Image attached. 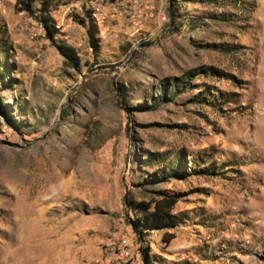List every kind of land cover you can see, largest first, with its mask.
<instances>
[{
  "label": "rangeland",
  "instance_id": "obj_1",
  "mask_svg": "<svg viewBox=\"0 0 264 264\" xmlns=\"http://www.w3.org/2000/svg\"><path fill=\"white\" fill-rule=\"evenodd\" d=\"M19 9L0 0V264H264V0ZM163 194L178 226L138 236Z\"/></svg>",
  "mask_w": 264,
  "mask_h": 264
},
{
  "label": "trees",
  "instance_id": "obj_2",
  "mask_svg": "<svg viewBox=\"0 0 264 264\" xmlns=\"http://www.w3.org/2000/svg\"><path fill=\"white\" fill-rule=\"evenodd\" d=\"M20 4V11H26L29 14L33 13L32 1L33 0H17ZM46 30L49 32V28L45 25ZM58 51L68 60L75 58L74 50L64 44L57 45ZM184 76L190 79L193 76V71L187 72ZM175 197L170 195H160V197L151 202L139 201L134 204V209L139 214V218L136 221L131 222L134 233L141 236L152 230H158L163 228H171L178 226L179 222L177 217L171 212Z\"/></svg>",
  "mask_w": 264,
  "mask_h": 264
},
{
  "label": "built area",
  "instance_id": "obj_3",
  "mask_svg": "<svg viewBox=\"0 0 264 264\" xmlns=\"http://www.w3.org/2000/svg\"><path fill=\"white\" fill-rule=\"evenodd\" d=\"M108 257L112 264H122L130 258V251L125 247L111 248Z\"/></svg>",
  "mask_w": 264,
  "mask_h": 264
}]
</instances>
